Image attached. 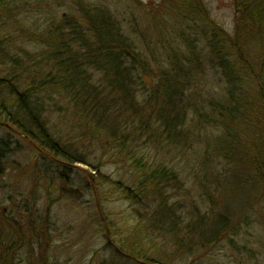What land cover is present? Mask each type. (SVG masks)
I'll list each match as a JSON object with an SVG mask.
<instances>
[{
	"label": "rangeland",
	"instance_id": "374dc122",
	"mask_svg": "<svg viewBox=\"0 0 264 264\" xmlns=\"http://www.w3.org/2000/svg\"><path fill=\"white\" fill-rule=\"evenodd\" d=\"M200 1V15L190 0H179L177 7V0L83 2L109 12L111 19L129 34L130 41L136 44L152 70L144 75L146 85H152L153 76L159 70H170L168 60L173 58L182 60L184 66L192 70L197 99L220 100L225 96L228 78L217 59H207L211 53L208 43L214 32L224 42L232 38L237 25V7L232 0ZM28 2L25 11L15 13L22 27L30 33L49 21L52 14L58 23L63 22L66 14L76 15L84 22L83 14L72 0ZM14 21H10L9 32H15L20 26ZM247 30L240 28L239 32L243 37H251ZM32 40L34 43L23 46L27 52L36 53L46 46L40 38L32 37ZM259 43L257 36L249 38L245 52L234 51L243 53L242 63L251 67ZM18 44V40L11 44L12 51H16ZM235 52L232 60L238 59ZM186 58L191 61L186 62ZM30 64L25 61V67ZM8 75L0 60V77ZM94 75L96 81L103 77L100 73ZM254 83L251 76L248 85L244 84V91L253 102L257 97ZM6 95L9 92L0 89V103ZM46 102L49 126L62 132L69 141L77 139L79 133L75 131L80 130V126L76 125L73 110L66 109L64 103L57 106V101ZM119 120L122 133L131 134L130 141L138 157H151L155 163L166 159L163 155H169L165 161L178 174L176 180L166 185L171 203L176 205L175 209L177 207L174 212L183 219L178 236L174 233L160 235L152 224L145 228L143 254L154 260L153 263H145L120 249V246L125 247L129 233L137 228L138 220L145 219L142 227L149 222L162 226L171 220L160 213L155 215L158 210L151 199L148 207L136 213L130 202L113 191L104 176L129 182L134 172L131 163H127L123 155H117L114 146L106 144L108 135L76 141L74 150L85 161L66 164L43 153L15 127L0 119V138L12 143L6 169L0 175V234L14 238L12 262L264 264V182L251 162L258 149L264 150V142L255 126L248 124L241 129L242 126L231 125L234 135L231 139L225 137L224 126L215 123L207 129L196 130L182 149L158 154L153 146L124 128L125 123L130 125L128 117Z\"/></svg>",
	"mask_w": 264,
	"mask_h": 264
},
{
	"label": "trees",
	"instance_id": "16d2710c",
	"mask_svg": "<svg viewBox=\"0 0 264 264\" xmlns=\"http://www.w3.org/2000/svg\"><path fill=\"white\" fill-rule=\"evenodd\" d=\"M28 1H0V60L9 73L0 77V89L9 92L1 98V122L15 127L43 153L66 164L85 161L74 150L76 141L108 135L106 144L114 146L117 155H123L134 172V178L129 182L104 176L113 191L130 202L136 213L148 207L151 199L157 206L155 215L160 213L171 220L162 226L149 222L143 227L141 224L145 219L138 220L137 228L125 241V247L120 246L121 250L143 262L153 263L154 260L143 254V237L146 236L143 232L150 224L160 235L179 231L183 219L174 212L177 207L175 209L176 205L171 203L172 197L167 194L166 186L176 180L178 174L165 161L169 155L162 154L166 159L155 163L151 157H138L130 141L131 134L122 133L119 119L128 117L130 125L125 123L124 128L153 146L158 154L182 149L196 130L207 129L215 123L223 125L225 137L231 139H234L231 125L242 126L241 129L248 124L255 126L257 135L264 142V0H232L237 7V25L235 34L226 42L212 31L208 43L211 53L207 59H217L229 83L220 100L197 99L196 89L192 86L196 83L191 77L192 70L185 67L182 60L173 58L168 60L170 70H159L153 76L152 85H146L144 75L152 70L144 62L136 44L130 41L129 34L111 19L106 10L91 4L88 6L84 0H72L78 12L83 14L84 22L76 15L66 14L61 24L52 14L49 21L30 33L22 27L15 13L16 10L25 11ZM190 1L200 15L201 1ZM163 19L168 17L163 16ZM12 20L20 25L15 32L8 31ZM158 24L164 25L162 22ZM240 28H247L246 33L250 31L251 37H243ZM256 36L260 45L253 65L249 67L241 61L243 53L238 54L234 49L245 52L248 48L246 41ZM32 37L40 38L46 46L36 53L27 52L23 46L34 43ZM17 40L19 44L14 52L11 44ZM232 50L238 54V59L232 60ZM24 51L25 57L22 58ZM25 61L31 64L25 67ZM189 61L186 58V62ZM96 73L102 74V79L96 81ZM251 76L257 90L255 102L244 91V84L248 85ZM46 101H57V106L64 103L66 109L73 110L76 125L80 126V130L75 131L79 133L77 139L69 141L66 135L49 126ZM112 113L116 115L112 116ZM11 145L9 139L0 138V175L6 169ZM251 162L264 182V150L258 149ZM15 246L13 236L0 234V264H15L12 262Z\"/></svg>",
	"mask_w": 264,
	"mask_h": 264
}]
</instances>
